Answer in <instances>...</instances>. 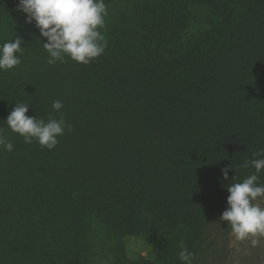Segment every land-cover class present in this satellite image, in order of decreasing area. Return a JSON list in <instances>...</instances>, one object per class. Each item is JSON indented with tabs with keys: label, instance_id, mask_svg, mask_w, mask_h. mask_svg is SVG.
I'll use <instances>...</instances> for the list:
<instances>
[{
	"label": "trees",
	"instance_id": "16d2710c",
	"mask_svg": "<svg viewBox=\"0 0 264 264\" xmlns=\"http://www.w3.org/2000/svg\"><path fill=\"white\" fill-rule=\"evenodd\" d=\"M104 3L105 53L48 65L19 0H0V45L24 49L0 72V134L14 145L0 146V264H181L182 247L198 264L227 188L255 172L241 165L264 158V0ZM18 103L72 131L52 151L24 143L6 124ZM129 236L154 260L130 259Z\"/></svg>",
	"mask_w": 264,
	"mask_h": 264
},
{
	"label": "clouds",
	"instance_id": "9594fccd",
	"mask_svg": "<svg viewBox=\"0 0 264 264\" xmlns=\"http://www.w3.org/2000/svg\"><path fill=\"white\" fill-rule=\"evenodd\" d=\"M18 11L25 14V23L32 24L44 38V49L48 65L63 62L69 58L79 64L88 65L105 53L107 40L101 29L105 25L107 6L104 0H19ZM24 49L22 39H15L0 45V72L15 69L21 64L20 56ZM29 104L18 103L6 118L8 128L23 138L24 143L34 141L42 148L52 151L59 143V137L72 126L61 116L60 119H37L28 116ZM64 105L54 101L53 110L60 112ZM0 129V133H2ZM0 146L12 151L14 145L0 134ZM254 157H264V149L255 152ZM255 169L242 182L231 184L227 191L228 207L221 213L219 220L230 226L235 239H251L256 246L258 235H264V208L257 203L264 199V183L260 182V173L264 172V158L246 161L241 167ZM231 168L222 169L224 179H228ZM236 177V176H235ZM235 177L233 179H235ZM181 264H193L194 253L186 248L178 254Z\"/></svg>",
	"mask_w": 264,
	"mask_h": 264
},
{
	"label": "rangeland",
	"instance_id": "374dc122",
	"mask_svg": "<svg viewBox=\"0 0 264 264\" xmlns=\"http://www.w3.org/2000/svg\"><path fill=\"white\" fill-rule=\"evenodd\" d=\"M18 68L21 66L18 65ZM260 207L264 208V199L258 200ZM258 242L253 246L251 239L238 241L235 239L230 226L212 228L206 231L204 259L198 264H209V241L213 244V250L217 255V264H264V235L254 237ZM124 248L130 259L154 260L151 247L142 239L136 237H125ZM102 264V263H96Z\"/></svg>",
	"mask_w": 264,
	"mask_h": 264
}]
</instances>
